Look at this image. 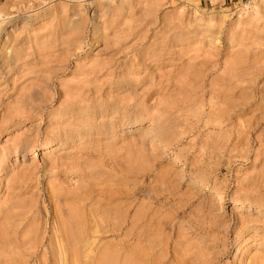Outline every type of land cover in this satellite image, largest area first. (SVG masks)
Here are the masks:
<instances>
[{"label":"rangeland","instance_id":"374dc122","mask_svg":"<svg viewBox=\"0 0 264 264\" xmlns=\"http://www.w3.org/2000/svg\"><path fill=\"white\" fill-rule=\"evenodd\" d=\"M0 113V264H264V0H0Z\"/></svg>","mask_w":264,"mask_h":264},{"label":"bare ground","instance_id":"6f19581e","mask_svg":"<svg viewBox=\"0 0 264 264\" xmlns=\"http://www.w3.org/2000/svg\"><path fill=\"white\" fill-rule=\"evenodd\" d=\"M19 79H20V78H19ZM19 89H20V88H19ZM16 91H17V90H16ZM3 92H4V91H3ZM18 92H19V91H18ZM5 94H6V93H5ZM93 94H95V93H93ZM94 96H95V95H94ZM20 97H22V94H21ZM90 97H91V96H90ZM128 97H129V96H128ZM128 97H127V98H128ZM3 98H4V97H3ZM120 99H121V98H120ZM125 99H126V98H125ZM47 100H48V99H46V101H47ZM118 101H119V100H118ZM21 102H22V101H21ZM25 102H26V101H25ZM25 104H26V103H25ZM25 104H24V107H27V108H25V109H28V108H29L28 105L26 106ZM22 105H23V104H22ZM22 105H20V107H21ZM37 108H38V107H37ZM37 108H36V109H37ZM29 109H30V108H29ZM16 110H17V109H16ZM5 111H6V110H5ZM7 111H8V110H7ZM17 111H18V110H17ZM20 112H21V111H20ZM25 112H29V111H25ZM1 113H2V111H1ZM1 113H0V114H1ZM21 114H23V112H21ZM5 115H6V113H5ZM5 115H4V116H5ZM8 115H9V114H8ZM8 115H6V116L8 117ZM7 117H5V118H7ZM10 117H11V116H10ZM10 117H9V118H10ZM12 117H13V116H12ZM100 178H101V177H100ZM96 185H97V184H96ZM96 187H97V186H96ZM94 188H95V187H94ZM108 189H109V188H108ZM94 190H97V189H94ZM100 191H101V190H100ZM114 200H115V199H114ZM9 212H10V211H9ZM6 213H7V212H6ZM73 216H74V215H73ZM114 216H115V215H114ZM6 217H7V216H6ZM6 217H5V218H6ZM6 219H7V218H6ZM5 221H6V220H5ZM67 222H68V220H67ZM60 224H61V223H60ZM13 226H14V225H13ZM61 229H63V227H62ZM68 229H69V227H68ZM80 229H81V226H80L79 224H77V230H80ZM2 231H3V230H2ZM61 231H62V230H61ZM62 232H63V231H62ZM67 232H69V231H67ZM20 234H21V233H20ZM67 234H68V233H67ZM67 234H66V235H67ZM62 235H63V234H62ZM66 239H67V238H66ZM23 240H24V239H23ZM67 240H68V239H67ZM1 243H2V242H1ZM13 244H14V243H13ZM62 253H63V252H62ZM64 258H65V257H64ZM257 263H258V262H257ZM259 264H260V263H259Z\"/></svg>","mask_w":264,"mask_h":264}]
</instances>
